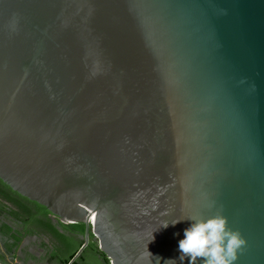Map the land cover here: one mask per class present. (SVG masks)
<instances>
[{"label": "water", "instance_id": "95a60500", "mask_svg": "<svg viewBox=\"0 0 264 264\" xmlns=\"http://www.w3.org/2000/svg\"><path fill=\"white\" fill-rule=\"evenodd\" d=\"M0 179L85 224L73 259L180 264L221 213L264 264V0H0Z\"/></svg>", "mask_w": 264, "mask_h": 264}, {"label": "trees", "instance_id": "16d2710c", "mask_svg": "<svg viewBox=\"0 0 264 264\" xmlns=\"http://www.w3.org/2000/svg\"><path fill=\"white\" fill-rule=\"evenodd\" d=\"M0 214L5 215L7 219L12 217L20 221L24 228V232L14 230L10 224L0 220V235L5 239L7 253H15L24 235L45 233L52 242V249L48 254L51 264H110L91 231L87 246L73 259L83 244L80 236L85 232V224L55 222L52 214L44 206L21 196L1 179ZM59 226L62 231L59 230Z\"/></svg>", "mask_w": 264, "mask_h": 264}, {"label": "clouds", "instance_id": "9594fccd", "mask_svg": "<svg viewBox=\"0 0 264 264\" xmlns=\"http://www.w3.org/2000/svg\"><path fill=\"white\" fill-rule=\"evenodd\" d=\"M190 221L183 230V238L178 241L177 251L180 264L187 260L188 264H234L237 252L242 249L245 240L240 233L228 227L227 217L221 213L207 217L191 216L185 218ZM185 219H177L175 225ZM154 239V236L152 240ZM173 261L176 259H168Z\"/></svg>", "mask_w": 264, "mask_h": 264}, {"label": "crops", "instance_id": "0c3cea01", "mask_svg": "<svg viewBox=\"0 0 264 264\" xmlns=\"http://www.w3.org/2000/svg\"><path fill=\"white\" fill-rule=\"evenodd\" d=\"M4 240L5 239L3 237L0 240V264H47L44 259L45 257H48L52 248L48 249L46 247L45 249V246L43 245L44 241L39 239L37 236L31 237L27 240V242H25V245L29 241L36 246L26 249L25 246L22 245L20 253H18V248L15 253H7Z\"/></svg>", "mask_w": 264, "mask_h": 264}, {"label": "flooded vegetation", "instance_id": "af4514ba", "mask_svg": "<svg viewBox=\"0 0 264 264\" xmlns=\"http://www.w3.org/2000/svg\"><path fill=\"white\" fill-rule=\"evenodd\" d=\"M4 216H5V215L0 214V220L6 222V223H8V224H10L14 230H18V231H22V232H24V228H23V226H22V224H21L20 221H18V220H16V219H13L12 217H8V219H7V218H5ZM0 222H1V221H0ZM33 236H37L39 239H41V240L44 241V244H43V245L45 246V247H44L45 249H46V247H47L48 249H51V248H52V246H51V244H52V243H51V239H50V237H49L47 234H45V233H40V234H26V235H24V238H23V240L21 241V243H20V245L18 246V248H19L21 245H24L26 249H28V248H30V247H32V246H36V245H34L32 242H29V241H28V243L25 245V242H27V240H28L29 238L33 237ZM10 253H12V252H10ZM44 261L47 262V264H51V263H49L48 257H45Z\"/></svg>", "mask_w": 264, "mask_h": 264}]
</instances>
